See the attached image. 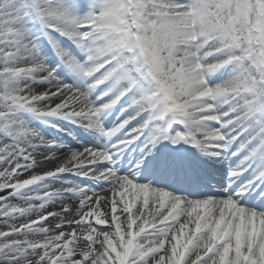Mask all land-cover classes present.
I'll use <instances>...</instances> for the list:
<instances>
[{
    "label": "snow or ice",
    "instance_id": "1",
    "mask_svg": "<svg viewBox=\"0 0 264 264\" xmlns=\"http://www.w3.org/2000/svg\"><path fill=\"white\" fill-rule=\"evenodd\" d=\"M0 264H264V0H0Z\"/></svg>",
    "mask_w": 264,
    "mask_h": 264
}]
</instances>
